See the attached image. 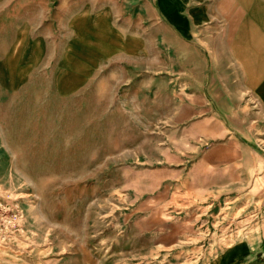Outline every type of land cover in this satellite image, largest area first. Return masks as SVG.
<instances>
[{
    "label": "rangeland",
    "instance_id": "obj_1",
    "mask_svg": "<svg viewBox=\"0 0 264 264\" xmlns=\"http://www.w3.org/2000/svg\"><path fill=\"white\" fill-rule=\"evenodd\" d=\"M229 2L0 0V264H264Z\"/></svg>",
    "mask_w": 264,
    "mask_h": 264
},
{
    "label": "crops",
    "instance_id": "obj_2",
    "mask_svg": "<svg viewBox=\"0 0 264 264\" xmlns=\"http://www.w3.org/2000/svg\"><path fill=\"white\" fill-rule=\"evenodd\" d=\"M225 1H232L227 4L225 10L226 14H231L230 18H227V27L228 23L235 22L242 9L256 17L255 22L244 20L239 25L235 36L237 42L234 44V54L235 56L239 54L238 63H241L249 75L250 84L254 88L252 95L259 96V102L264 107V0Z\"/></svg>",
    "mask_w": 264,
    "mask_h": 264
}]
</instances>
